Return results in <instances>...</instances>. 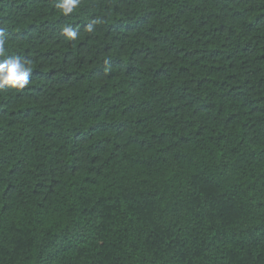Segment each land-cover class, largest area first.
<instances>
[{
    "label": "trees",
    "instance_id": "obj_1",
    "mask_svg": "<svg viewBox=\"0 0 264 264\" xmlns=\"http://www.w3.org/2000/svg\"><path fill=\"white\" fill-rule=\"evenodd\" d=\"M58 2L0 0V264H264V0Z\"/></svg>",
    "mask_w": 264,
    "mask_h": 264
},
{
    "label": "clouds",
    "instance_id": "obj_2",
    "mask_svg": "<svg viewBox=\"0 0 264 264\" xmlns=\"http://www.w3.org/2000/svg\"><path fill=\"white\" fill-rule=\"evenodd\" d=\"M80 0H59L56 7L64 14L68 15L78 7ZM92 30L91 25L88 28ZM62 33L68 38L75 40L77 32L71 25L65 26ZM5 36L0 30V88L10 86L13 89H24L30 83L32 69L29 66L30 62L17 57L5 58Z\"/></svg>",
    "mask_w": 264,
    "mask_h": 264
}]
</instances>
